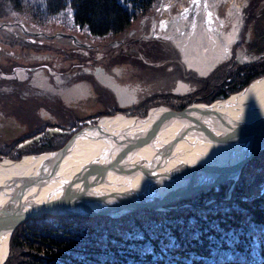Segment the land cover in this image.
<instances>
[{
    "label": "water",
    "instance_id": "obj_1",
    "mask_svg": "<svg viewBox=\"0 0 264 264\" xmlns=\"http://www.w3.org/2000/svg\"><path fill=\"white\" fill-rule=\"evenodd\" d=\"M263 79L264 73L208 104L192 101L176 111L159 104L143 116H102L56 150L1 159V165L23 166L27 173L0 182V264L6 262L11 234L29 218H115L139 208L166 210L169 202L237 179L244 164L264 149V103L252 115L216 104ZM116 121L119 126L111 124ZM82 145L94 152L74 157Z\"/></svg>",
    "mask_w": 264,
    "mask_h": 264
},
{
    "label": "trees",
    "instance_id": "obj_2",
    "mask_svg": "<svg viewBox=\"0 0 264 264\" xmlns=\"http://www.w3.org/2000/svg\"><path fill=\"white\" fill-rule=\"evenodd\" d=\"M154 1L0 0V17L8 7L39 24L55 22L70 30L78 28L92 38H104L124 32ZM263 73L264 58L239 64L229 72L226 90L210 96L206 103L239 91ZM210 92L207 88L192 96ZM189 97L182 98L188 101ZM186 101L170 103V107L179 110ZM154 105L156 102H145L142 108H136L138 111L125 114L143 116ZM46 124H41L43 129L38 125L28 131L12 130L22 125L17 123L2 126L0 157L20 158L23 153L19 144L45 133ZM82 125L67 133L38 138L31 150L34 154L56 150ZM263 156L264 149L246 162L230 192L231 181H224L172 203L176 207L168 211L136 210L115 219L51 214L29 218L11 234L5 264H264V188L251 197L244 196L245 180L252 175L247 171ZM212 199L216 201L205 205Z\"/></svg>",
    "mask_w": 264,
    "mask_h": 264
},
{
    "label": "flooded vegetation",
    "instance_id": "obj_3",
    "mask_svg": "<svg viewBox=\"0 0 264 264\" xmlns=\"http://www.w3.org/2000/svg\"><path fill=\"white\" fill-rule=\"evenodd\" d=\"M223 1L222 4L214 3L213 6H210V10L214 16L213 23L206 19L198 20L199 26L204 29L206 28L215 37L213 41H216L219 33L226 35L234 33L235 35L231 42L228 41L229 43L214 44V47L219 46V56L217 57L219 61L214 57L218 62L213 65L200 67L198 64L189 62L187 58L182 56L180 48L175 45L174 39L171 37L176 31L174 28L181 26V23H178V18L172 17V19L165 22V24L169 25L166 31L173 29L172 34L160 33L157 25H154L155 20L152 19L149 23L151 26L147 34L149 38H146V40L156 39L159 44L162 41H166L168 42V46L171 48L175 47V51L171 52L172 59L166 67V72L163 73L157 61L150 58L155 49L154 40L151 43L146 42L142 43L143 45L137 46V50L139 51L136 50L137 55H135V58L143 61L138 71L141 74L144 68L147 71V80H151L146 85L141 86L139 82L132 80L124 81L127 74L137 76L135 74H138V71L135 74L133 71H129L128 73L127 70L118 66L121 64L119 58L122 57L120 50L110 53V55L108 53L105 54L104 47H102L103 44L101 46L100 44H87L86 42L79 41L81 39L74 34L75 39L67 36L69 37L67 39L70 40L72 49L70 53L63 51V53H60V57L59 55L50 56L47 53H43L42 55L37 54L38 57H34L32 65L13 62L12 60L14 59L10 57L12 53L6 51L3 45L0 44V78L7 80L9 83L12 82L10 86H0V91L4 90L5 93H8V95L4 94L7 95L6 97L14 96L18 101L26 102H28V99L30 101L33 95L43 96L41 101L45 107L43 110H39L40 114L38 115L40 117L42 114V117L47 119L46 121L52 123V125L59 122L60 116L64 115L65 111L66 113L70 112L74 116H78L80 120L67 124L66 130L56 125L58 129L60 128L54 133L56 134L75 130V127L79 124L84 123V125H87L92 121L95 122L102 116H110V114L113 115L117 112L126 115L125 113L135 107L138 109L142 108L143 103L147 102V99L156 95L164 96L171 94L182 98L188 95L187 93L189 92L195 93L203 90L204 85L207 83L212 88L217 84L214 83L216 79L214 77L215 73L222 72L226 76L232 70L237 69L239 64H250L264 58V23L255 26L258 21L257 15H254L252 20L249 19V16H235L237 14V7L243 6L246 0ZM200 16L203 17L202 13ZM216 18L221 22L215 31ZM259 20L264 21V17L259 18ZM20 23L15 22L13 24H16L18 31L20 30L25 35L28 45L35 43V40L38 41L34 37H38V32L28 31L24 29L23 25L20 26ZM62 34L61 32H56L52 35L60 37ZM52 35L49 36L52 38ZM141 48L142 50L140 51ZM174 53L180 57L174 56ZM8 62H10V65L6 64ZM207 78L209 81L206 83ZM222 82L220 81L219 83ZM182 83L188 84L189 88L183 87ZM36 84H43L46 88H42L45 90H42L41 93L33 92ZM197 97L194 96L191 99H197ZM8 99L9 101L0 100V105L1 102L9 104L14 101L12 98ZM179 100L181 102L186 101L183 98ZM179 100L176 97L167 99L171 104L179 103ZM55 102H57L56 105H54ZM59 113L62 114L60 115ZM20 119L22 121L18 123L16 117L10 118L7 115H2V112H0V127L12 126V124L16 123L22 124L23 119ZM38 135L42 138L46 135V131Z\"/></svg>",
    "mask_w": 264,
    "mask_h": 264
},
{
    "label": "rangeland",
    "instance_id": "obj_4",
    "mask_svg": "<svg viewBox=\"0 0 264 264\" xmlns=\"http://www.w3.org/2000/svg\"><path fill=\"white\" fill-rule=\"evenodd\" d=\"M211 1H212V3H210L207 8L204 7L203 9H201L202 10L201 11L202 16H204V14H207V15L214 18V16L212 15V11L210 10V5L213 6L214 3H221L222 4V2H224L223 0H211ZM191 2H192V0H156L153 2L154 4L147 11L142 13L136 20H133L128 25V28L124 32L118 34L117 36H107L104 38H92L86 32H84L78 28H74V30H70L68 28V26L64 27V26H61L55 22L47 23V24H39L37 21H35L31 17H28L22 11H19V10L17 11L14 9L12 10V8L8 9V7L7 8L5 7V9L7 11L5 12V14L3 16L0 17V44L3 45V47L6 49V51H8V52L10 51V53H12V55L10 57L12 59H14V60H12L13 62L32 65V63H34L33 62V60L35 59L34 57H38V55H40V54L42 55L43 53L50 54V56L51 55H54V56L59 55V57L61 55L60 53H63V51L70 53L72 50L71 45H70V40L67 39L69 37H67V35H65L64 33H69L72 35L75 34L76 36L79 37V39H81L79 41L86 42L87 44H91V45L100 44V46H101V44H103L102 47H104V53L105 54L108 53V55H110V53L118 52V50H120L122 52L121 53L122 57L119 58L121 64H119L118 66H120V68L127 70L128 73H129V71H133V73L135 74L139 70L141 64H143L142 60L139 61V60H137V58H135L136 57L135 55H137V51H139V50H137V46L140 44L143 45L142 43H146V42L151 43L154 40V39L146 40V38H149L147 34H148V30L151 26L149 24L150 21L152 19L155 20L154 25H157L158 29L160 30L159 31L160 33L163 32L166 34H172L171 32L173 29L171 31H166V30H168L169 25L165 24V22L167 20L172 19L173 15L177 14L178 20H179L178 23H183V22L185 23L186 22L185 18H184V16L182 17L183 11L182 12H179V11L182 7H184V6L187 7ZM244 5L239 6L240 9H238L239 7H237L236 13L238 15L236 14L235 16L257 15V20L259 22L257 21L255 26L262 25L264 23V21L259 20V18L264 17V0H246ZM229 17H232V16H229ZM230 20H231V18H230ZM15 22H18V23L21 22L22 25L24 26V29H26L28 31L38 32V37L34 36L35 39H38V41L35 40V43L28 45V41L26 40L25 35L23 33H21L20 30L18 31V27L16 24H13ZM56 32H61L63 34L60 35V37H54V35H52V34H54ZM49 35H52V38ZM155 41H156V39L153 42L154 46H155L154 53L151 55L150 58L155 59L157 61V64H159V67L162 70V72L165 73L166 69H167L166 67L169 64L170 60L172 59L171 52L175 51V47L171 48L170 46H168V42H166V41H162L161 44H159L157 41L156 42ZM113 47H115V48H113ZM141 50H142V48L140 49V51ZM32 53H34L35 55ZM177 54H179V53H177ZM175 55H176V53H174V56ZM261 55H262V53H261ZM176 56L178 58L180 57L179 55H176ZM239 63H241V62H239ZM6 64L10 65V62H8ZM137 73L138 74H135L137 76L127 74V76L124 78V81H126V80L131 81L132 80L135 82H139V84L141 86L146 85L148 82H151V80H147L148 79L147 74H146L147 71L144 68H143V72L141 74L139 71ZM228 75L225 76L222 72L215 73L214 77L216 79L214 80V83H217V84H216V86H214L212 88H211V86L210 87L208 86L207 82L209 81V79L207 78V80L205 81L207 84L204 85V89L197 91V92H205L206 89L209 88V90L211 91L210 92L211 94L207 95V94H200L199 93L197 95L192 96V94H194V93L187 91L189 93H187L188 95H186V96H188V97L190 96L188 101L191 102L193 100L196 101L197 99L201 100L200 98H203L204 100L202 99L201 101L203 103H206L207 102L206 100H208V98L210 96L216 95L220 91L222 92L224 89L226 90L224 85L226 84V82H228L227 81L228 77H229ZM221 79H223V80H221ZM253 79H255V78H253ZM220 81H223V82L219 83ZM11 83H9L5 79L0 78V86L1 87L10 86ZM182 84L186 87V89L189 88L188 84L187 85H186V83L185 84L182 83ZM37 85H43V84H36L35 87L33 88V92L36 91V92L41 93L42 90H45L44 88H46V87H44V85L43 86H37ZM42 87H44V88H42ZM244 87H242L241 89H243ZM1 92H3V93H1ZM4 94L8 95V93H5L4 90L0 91V100L1 101H9L8 98H12L14 101L9 103L10 105L9 104H3L1 102L0 112H2V115L3 114L7 115L10 118L16 117V120L18 121V123L20 121H22L20 118L23 119L22 125L14 126L15 128L13 127L12 130L17 129L16 131H18V130L28 131V130H30V128H33L34 126L37 127L38 125L47 123L46 128L44 130V131H46V135H45V137H46V136H52V134H54L57 130L60 129V128L58 129L56 127V125L58 127H63V130H66L67 124H70L71 122H78L80 120L78 118V116H74L70 112L66 113V111H65L64 115H61L62 113H59L61 115V116L59 115L61 117V119L58 120L59 122L56 121L57 123H53V125H52V123L47 122L46 121L47 119H44V117H42V114L40 115V117L38 115V114H40L39 110H43L45 107L44 104H42L43 102L41 101L43 96L33 95L32 99H30V101L28 99V102H29L28 103L26 101H18L14 96L6 97L7 95H4ZM10 95H11V93H10ZM194 96H198V97H197V99L194 98L192 100L191 98H193ZM173 97L178 98L177 96H174L171 94L170 95H164V96L156 95V96L151 97L150 99H147L146 101H147V103L148 102H153V103L156 102L157 105L162 104V105H168L170 107V103H169V101H167V99L173 98ZM219 99H223V98H219ZM219 99L212 100L211 102L218 101ZM188 101H186V102L188 103ZM179 102H181V100H179ZM211 102H209V103H211ZM6 103H8V102H6ZM56 103L57 102H55L54 105H56ZM55 109H56V107H55ZM130 111L132 113V112H136L138 110L135 107ZM116 114H119V113L117 112L113 115H116ZM54 115H55V113H54ZM132 115H136V114H132ZM132 115H128V116H132ZM41 118H42V120H41ZM42 127L43 126L41 125L40 128H42ZM1 131H4V130H3V128L0 127V132ZM2 138H3V136L1 137V135H0V142H1ZM38 138H40V136L37 134V135H35V137L28 138L19 144L18 149H19V151H21L23 153V155H21V157H23L25 155H34L33 150H31V148L35 146L36 141H39ZM46 151H53V150L51 149V150H46ZM46 151H44V152H46ZM38 153H43V152H38ZM3 158H9L11 160L15 159V158H11L8 156H3V157H0V160ZM249 168H250V166L248 167V169ZM247 172L250 173V175L252 174L251 176H249L250 178H247L245 180V183H247L246 185L249 184L248 185L249 193L251 192L250 194H256V193H259L260 191H262V189L264 188V184H263L264 183V156L259 161V163H257V164L255 163L251 167V170L247 171ZM246 187H245V190H246ZM174 202H177V201H174ZM174 202H169V204L164 205L165 208H168V209L158 210V211H168L170 208L175 206V205H172V203H174ZM143 209H150V208H139L136 210L141 211ZM136 210L129 212V213H126V215L134 213V212H136ZM150 210H153V209H150ZM154 211H156V210H154ZM126 215H122L119 217H124ZM119 217H115V218H119ZM115 218H113V219H115ZM8 249H9V247H8ZM8 255H9V252H8Z\"/></svg>",
    "mask_w": 264,
    "mask_h": 264
},
{
    "label": "bare ground",
    "instance_id": "obj_5",
    "mask_svg": "<svg viewBox=\"0 0 264 264\" xmlns=\"http://www.w3.org/2000/svg\"><path fill=\"white\" fill-rule=\"evenodd\" d=\"M210 3H212L211 0H192V2L187 7L186 6L182 7L179 12L183 11L182 17L184 16L186 22L181 23V26H176L174 28L176 31L174 32V35L171 36L172 39H174L173 41L175 45H177L180 48L182 56L187 58L189 62H192L196 65L198 64L200 67H207V65L210 66L219 61L217 59V57L219 56L218 55L219 46L214 47V44L215 45L217 43L224 44L227 43L228 41L231 42V40H233L235 37L234 35L232 39L234 33L232 34L229 33L227 35L219 33L220 34L219 35L218 32H216L218 36L216 38V41H213L215 37L212 35V33L206 30V28L204 29L203 27L199 26L198 20L200 19L203 20L206 19L211 23H213L214 21V18L207 14H204L203 17L200 16V14L202 13L201 9H203L204 7L207 8ZM173 17L178 18L177 14L173 15ZM215 22L216 23L214 29L216 31L218 26H220L221 21H219L216 18ZM175 24L178 25L177 22H175ZM179 28H181V30H179ZM214 57H216L215 59H217L218 61H216ZM209 59L211 60L209 61ZM263 97H264V79L261 82H253L249 87H247L243 92H241V94L235 96L234 98H231L228 101L220 102L219 104L216 103L215 104L217 106H221L222 109L229 112L230 110L235 112L237 111V109H239L241 112H245L247 114L252 115L254 114V110L256 109V107H258L259 103L260 105H263L264 101L262 102V100H257V99H262ZM195 102L197 103L202 101L197 99ZM239 106L240 108H237ZM107 122L109 123V121ZM111 124L115 126H119L118 125L119 121H116V123H111ZM91 152H94V150L88 149L82 145L78 149L74 150L73 154L74 157L82 158L84 156H89ZM5 165L7 164H3V165L0 164V175H2V173H5L3 177L2 176L0 177L1 178L0 182H2L4 177H6L9 174L12 175L17 174L19 176H24L27 173L23 166L22 168L19 167L12 168L7 165L8 167L5 168L4 167ZM237 179L227 180V181H231L232 188L234 187V182ZM250 193L249 191H247V187H246L244 196L246 195L247 197H251L253 194ZM225 199L226 200L230 199V196L227 195Z\"/></svg>",
    "mask_w": 264,
    "mask_h": 264
}]
</instances>
